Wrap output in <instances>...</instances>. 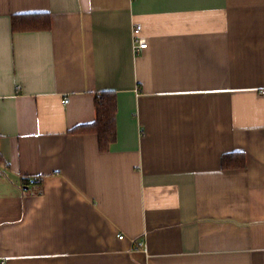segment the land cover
Here are the masks:
<instances>
[{
  "label": "crops",
  "instance_id": "crops-1",
  "mask_svg": "<svg viewBox=\"0 0 264 264\" xmlns=\"http://www.w3.org/2000/svg\"><path fill=\"white\" fill-rule=\"evenodd\" d=\"M0 152V264H264V0H0Z\"/></svg>",
  "mask_w": 264,
  "mask_h": 264
},
{
  "label": "trees",
  "instance_id": "trees-1",
  "mask_svg": "<svg viewBox=\"0 0 264 264\" xmlns=\"http://www.w3.org/2000/svg\"><path fill=\"white\" fill-rule=\"evenodd\" d=\"M12 22L14 31H29L43 28L47 29L50 28L52 24V20L50 19V16L47 12L15 14ZM95 105L97 108L95 118L96 120L94 122H91L90 124L77 126L75 129H73V131L97 133L99 135V148H101V150L105 152L110 149L111 144L115 142L118 137L116 118L118 112V102L116 92L103 91L101 94H98L95 100ZM239 156L240 155L238 154V157ZM240 157L238 159L241 160ZM224 158V164L228 165L229 159H234V155H230L228 157L226 156ZM25 184L29 183L26 182Z\"/></svg>",
  "mask_w": 264,
  "mask_h": 264
},
{
  "label": "built area",
  "instance_id": "built-area-1",
  "mask_svg": "<svg viewBox=\"0 0 264 264\" xmlns=\"http://www.w3.org/2000/svg\"><path fill=\"white\" fill-rule=\"evenodd\" d=\"M142 25L135 24L133 28L134 32V46L137 53H140L142 50H145V48L148 47V40L146 37H142L141 34ZM68 101V99H66ZM31 184H34L36 182V179L30 180ZM124 237V235L120 236V238Z\"/></svg>",
  "mask_w": 264,
  "mask_h": 264
}]
</instances>
